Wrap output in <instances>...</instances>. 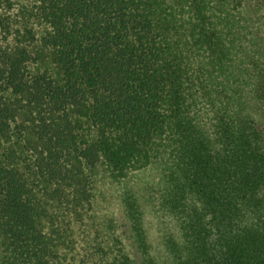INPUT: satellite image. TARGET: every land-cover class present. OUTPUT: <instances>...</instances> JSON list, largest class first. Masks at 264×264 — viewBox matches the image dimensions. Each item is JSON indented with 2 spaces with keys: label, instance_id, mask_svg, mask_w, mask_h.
<instances>
[{
  "label": "trees",
  "instance_id": "trees-1",
  "mask_svg": "<svg viewBox=\"0 0 264 264\" xmlns=\"http://www.w3.org/2000/svg\"><path fill=\"white\" fill-rule=\"evenodd\" d=\"M100 166L159 175L173 264H264V0H0V264H158Z\"/></svg>",
  "mask_w": 264,
  "mask_h": 264
},
{
  "label": "rangeland",
  "instance_id": "rangeland-1",
  "mask_svg": "<svg viewBox=\"0 0 264 264\" xmlns=\"http://www.w3.org/2000/svg\"><path fill=\"white\" fill-rule=\"evenodd\" d=\"M99 171L95 212H91V218L87 222L90 230L99 232L102 229L111 237L112 230L115 229L127 236L126 240L135 244V232L139 231L134 228L140 227L145 234L148 254L158 264H173L175 259L169 244L171 239H178L179 232L173 216L164 207V192L159 175L154 170L145 168L133 169L127 176L117 177L105 166H100ZM133 197L143 211V215L138 216L137 220L130 212L129 203L133 201ZM137 249L140 251V248Z\"/></svg>",
  "mask_w": 264,
  "mask_h": 264
}]
</instances>
